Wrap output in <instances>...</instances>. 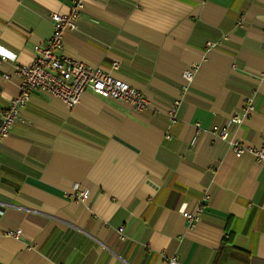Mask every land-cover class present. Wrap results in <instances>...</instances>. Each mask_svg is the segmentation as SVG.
<instances>
[{"label":"crops","instance_id":"crops-1","mask_svg":"<svg viewBox=\"0 0 264 264\" xmlns=\"http://www.w3.org/2000/svg\"><path fill=\"white\" fill-rule=\"evenodd\" d=\"M69 4L0 0V107L19 93L13 65L31 62L50 13ZM62 53L117 61L112 74L159 112L88 90L69 107L35 91L0 143V264H264V170L252 154L264 136V0H84ZM248 97V115L227 128L244 147L235 156L211 128ZM200 203L190 226L184 213Z\"/></svg>","mask_w":264,"mask_h":264},{"label":"built area","instance_id":"built-area-1","mask_svg":"<svg viewBox=\"0 0 264 264\" xmlns=\"http://www.w3.org/2000/svg\"><path fill=\"white\" fill-rule=\"evenodd\" d=\"M83 1L70 0L67 13L51 12L50 19L53 30L50 38L34 46L35 56L31 62L13 65V72L19 80V93L10 99L7 106L0 107V143L9 134L14 123L22 121V111L35 91H41L69 107L78 104L82 94L88 90V92L91 91L103 98L125 102L131 105L135 111L149 109L154 113L159 112L143 91L112 74V70H116L119 66L117 61L112 62L110 69H106L102 66L87 65L85 62L72 59L62 53L63 34L66 30L76 29V21L83 10ZM207 45L212 46L210 43ZM6 60L8 57L0 54V61ZM194 71L195 65L184 71L183 76L186 81L192 80ZM3 78L8 79L9 75L4 74ZM245 103L243 111L241 113L234 112L225 126L214 125L211 128L214 135L230 141L235 156H240L244 147L239 141H231L227 128L229 125H238L248 115L252 108L253 97L246 98ZM178 105L179 100H175L167 110L170 124L177 120ZM199 131L200 126L197 124V132ZM252 154L255 155L256 162L264 170V136L260 146L252 149ZM74 189L76 200L84 201L88 198L86 189L80 191L77 187ZM207 199L208 195H205L203 200ZM203 208L204 204L200 203L192 212L184 213L190 226L198 221ZM4 233L8 236L19 237L23 232L17 229L5 230ZM119 238L121 240L126 238L121 228H119ZM166 264H178L177 256L173 255L167 258Z\"/></svg>","mask_w":264,"mask_h":264}]
</instances>
